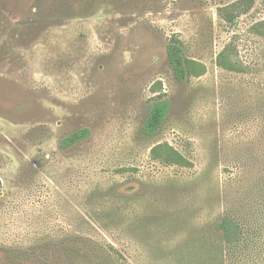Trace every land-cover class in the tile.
<instances>
[{"label":"rangeland","instance_id":"obj_1","mask_svg":"<svg viewBox=\"0 0 264 264\" xmlns=\"http://www.w3.org/2000/svg\"><path fill=\"white\" fill-rule=\"evenodd\" d=\"M0 181V264H264V0H0Z\"/></svg>","mask_w":264,"mask_h":264},{"label":"trees","instance_id":"obj_2","mask_svg":"<svg viewBox=\"0 0 264 264\" xmlns=\"http://www.w3.org/2000/svg\"><path fill=\"white\" fill-rule=\"evenodd\" d=\"M166 52L174 77L179 82H187L191 77L202 75L205 72L204 65L186 56L184 42L178 36L172 35L169 38L166 45ZM218 65L228 70L239 71L238 65L235 61L226 57L224 51L218 56ZM158 88H162L161 82L154 83L152 86L154 92H156ZM169 110V99H165L163 95L155 97L148 107L146 119L142 125L143 134L146 136L156 134L167 119ZM91 133V129L87 127L78 129L63 137L59 145L63 149L71 148L90 137ZM151 154L154 159L160 160L165 164H176L180 166L192 165V162L185 155L168 143L156 145L152 148ZM236 227V223L229 217L224 218L218 224V229L224 232L226 243L229 246H233L237 243V239L233 237V232Z\"/></svg>","mask_w":264,"mask_h":264}]
</instances>
